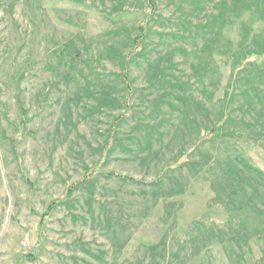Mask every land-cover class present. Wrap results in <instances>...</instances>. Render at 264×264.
<instances>
[{
  "label": "rangeland",
  "instance_id": "374dc122",
  "mask_svg": "<svg viewBox=\"0 0 264 264\" xmlns=\"http://www.w3.org/2000/svg\"><path fill=\"white\" fill-rule=\"evenodd\" d=\"M152 1L0 0V264H264V0Z\"/></svg>",
  "mask_w": 264,
  "mask_h": 264
},
{
  "label": "trees",
  "instance_id": "16d2710c",
  "mask_svg": "<svg viewBox=\"0 0 264 264\" xmlns=\"http://www.w3.org/2000/svg\"><path fill=\"white\" fill-rule=\"evenodd\" d=\"M146 2L150 6V8H152V10L155 11V5L153 4V1L152 0H146ZM148 23H149V21H145L144 23H142L137 28L138 34H137L136 38L133 40L132 50L125 55V62L123 65V71H122V74L120 75V77H121V80L124 84V90L126 92V97L124 100V104H125V108H126V114H124V115H122L116 119V121L113 125V129H112V133H113V131H114V133L112 134V136L109 137L107 144L103 148V152H105V154H108L110 151H112L116 147L118 141H117L116 137L114 136L115 131L118 128V126L128 118L127 114H128V112L131 111V99L135 93V90L133 88L132 81H131V78L129 76V67H130L131 63L136 58L143 56L144 43H145V40L149 36ZM161 82H162V77L158 76V77H155L153 79L154 84H159ZM226 118H227V116H225L224 120L221 121L220 123H218L213 129L203 131V134L200 137V141L203 143L204 141L213 140L216 137H219L220 136V128L222 127ZM119 146L122 149H126V146L121 144V143H119ZM187 163H188V155L187 154L181 155L178 158V160L175 162L173 167L167 168L165 171H163L159 175V177L155 181H153L151 183H147L145 181H138V180L133 179L131 177L122 176L119 174H108L105 177L106 178H116V179H119L120 181H123V182H132V183H136V184H143V185L160 187L163 185L164 179H167L170 177L169 174L171 171L176 170L179 167H183ZM98 175H101V173L97 168H94L92 170H88L82 180L78 181L75 184H72L67 190L66 197L64 199L57 200V201L53 202L47 208L46 212L43 215H41V224H40L41 228H43V224H44L45 219L47 217H49L57 208L64 206L67 203H69V200L72 197V195L74 194V192H76L80 187L85 186L88 188H94L95 184H96V180H97L96 176H98ZM26 181L28 182L27 179H26Z\"/></svg>",
  "mask_w": 264,
  "mask_h": 264
}]
</instances>
